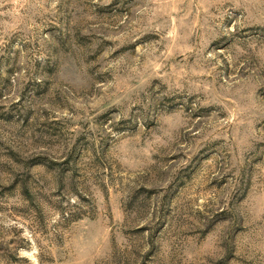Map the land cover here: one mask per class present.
I'll return each instance as SVG.
<instances>
[{
	"label": "rangeland",
	"instance_id": "rangeland-1",
	"mask_svg": "<svg viewBox=\"0 0 264 264\" xmlns=\"http://www.w3.org/2000/svg\"><path fill=\"white\" fill-rule=\"evenodd\" d=\"M0 264H264V0H0Z\"/></svg>",
	"mask_w": 264,
	"mask_h": 264
}]
</instances>
